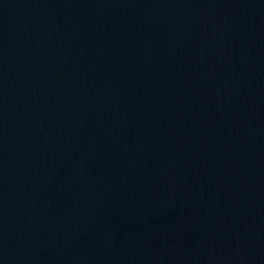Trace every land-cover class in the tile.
<instances>
[{
	"label": "water",
	"instance_id": "water-1",
	"mask_svg": "<svg viewBox=\"0 0 264 264\" xmlns=\"http://www.w3.org/2000/svg\"><path fill=\"white\" fill-rule=\"evenodd\" d=\"M264 0H0V94Z\"/></svg>",
	"mask_w": 264,
	"mask_h": 264
}]
</instances>
